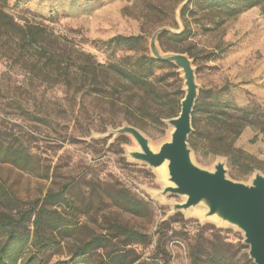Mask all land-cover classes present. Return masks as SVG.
<instances>
[{
	"label": "rangeland",
	"instance_id": "rangeland-1",
	"mask_svg": "<svg viewBox=\"0 0 264 264\" xmlns=\"http://www.w3.org/2000/svg\"><path fill=\"white\" fill-rule=\"evenodd\" d=\"M206 3L0 0V130L39 163L28 171L0 161V184L22 208L39 206L50 191L66 192L70 205L54 208L75 224L49 250L52 263L98 264L107 252L124 248V238L116 232L119 225L147 235V242L125 247L140 261L255 264L240 229L205 218V212H174L173 204L185 199L158 195L164 181L155 168L129 156L140 149L136 139L108 135L110 128L128 123L146 135L153 149L170 139L174 128L167 120L179 115L186 93L180 68L174 63L156 68L155 83L146 88L131 84L124 69L95 67L127 55L152 56L150 40L158 29H187L181 41L163 32L158 44L164 52L187 53L195 68L199 88L192 114L193 160L208 170L223 160L229 178L249 183L255 173L264 174V5L229 18ZM6 14L23 29H5ZM30 30L37 33L32 45L24 39ZM117 35L141 36L138 51L105 43ZM67 76L84 87L74 93L75 86L59 82ZM96 82L109 90L95 93ZM171 113L176 116L169 117ZM117 192L139 201L140 214L116 206ZM99 236L110 238L106 247L74 256L76 247Z\"/></svg>",
	"mask_w": 264,
	"mask_h": 264
},
{
	"label": "trees",
	"instance_id": "trees-1",
	"mask_svg": "<svg viewBox=\"0 0 264 264\" xmlns=\"http://www.w3.org/2000/svg\"><path fill=\"white\" fill-rule=\"evenodd\" d=\"M208 1L210 3L206 4L209 9L218 7L229 18L237 17L254 6L264 5V0ZM187 9L188 5L181 10L182 17ZM6 16L9 19L4 21L3 27L5 29L8 27L23 29L22 25L17 21L15 22L13 15L6 14ZM34 28L37 30L42 29L38 25H35ZM33 32L30 30L24 35V39L29 45L37 42V33ZM187 32V29H184L180 34L166 31L164 35H168L176 41H181ZM105 43L111 47L124 48L136 52L141 44V36L117 35ZM88 57L92 58V55L88 54ZM169 65L171 63L158 60L149 54H143L140 56L127 55L108 65L98 63L95 67L116 68L119 71L124 69L131 84L147 88L155 83L153 81L154 70ZM76 80L77 78L73 79L67 76L59 82L67 88L75 86L74 93H78L84 87V83L82 81L76 82ZM112 88L117 89L118 86L114 85ZM107 90L109 88L105 87L102 82H96L92 87V91L99 95H104ZM183 98L184 96L181 99ZM172 116L176 115L171 113L169 117ZM239 133L240 129L238 130ZM13 140V138H10L0 130V161L13 164L21 170L36 169L39 163L35 155L21 143H15ZM189 144L192 149L196 148V133L192 132L189 136ZM237 151L240 152L239 150ZM225 154L228 155L229 153ZM0 202L4 205L3 208H0V264H67L65 261L60 260L52 263V254L49 252L51 248L60 244L59 235L64 231L72 230L75 224L71 218L63 216L58 212L57 208H54V206H61L62 204L70 205V200L64 190L58 192L50 191L39 206L22 208L16 196L0 184ZM114 203L128 212L140 214L141 203L127 193L117 192L114 196ZM116 232L123 236L124 248L107 252L100 258L98 264H155L145 260L140 261L139 255L133 256V251H128L125 248L130 242H147V235L119 225L116 226ZM109 240L108 236L94 237L76 247L74 256L84 257L91 255L95 250L106 247Z\"/></svg>",
	"mask_w": 264,
	"mask_h": 264
},
{
	"label": "water",
	"instance_id": "water-1",
	"mask_svg": "<svg viewBox=\"0 0 264 264\" xmlns=\"http://www.w3.org/2000/svg\"><path fill=\"white\" fill-rule=\"evenodd\" d=\"M166 31L180 34L183 30L177 31L168 26L158 29L150 40L151 54L158 60L177 65L186 85L179 115L167 120L174 128L170 139L158 149H153L146 135L128 123L119 128H110L108 135H132L140 146V149L129 152L134 160L154 168L167 163L164 188L158 195L177 194L185 197L184 202L173 204L174 212H187L190 208L204 206L205 218L240 229L244 233V242L249 245V256L255 264H264V174L257 172L249 183H244L227 176L223 160H219L213 170L195 163L189 136L193 132L192 114L199 86L193 62L187 53L164 52L161 49L159 36Z\"/></svg>",
	"mask_w": 264,
	"mask_h": 264
},
{
	"label": "bare ground",
	"instance_id": "bare-ground-1",
	"mask_svg": "<svg viewBox=\"0 0 264 264\" xmlns=\"http://www.w3.org/2000/svg\"><path fill=\"white\" fill-rule=\"evenodd\" d=\"M155 171H156L159 179H161V180L166 179V177H167V163H164L160 167H156ZM184 199H185V197H184ZM205 211H206V208L204 206H198L195 208H190L189 210H187V213L188 214H201L202 212H205Z\"/></svg>",
	"mask_w": 264,
	"mask_h": 264
}]
</instances>
